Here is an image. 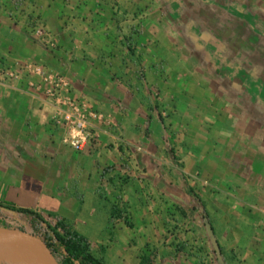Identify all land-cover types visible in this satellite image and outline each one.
I'll list each match as a JSON object with an SVG mask.
<instances>
[{"label":"crops","instance_id":"0c3cea01","mask_svg":"<svg viewBox=\"0 0 264 264\" xmlns=\"http://www.w3.org/2000/svg\"><path fill=\"white\" fill-rule=\"evenodd\" d=\"M132 8L131 0H0V59L13 68L39 63L68 76L74 94L118 125L96 131V141L76 152L62 143L52 106L27 91L30 76L0 82V205L64 219L96 249H107L105 260L112 253L113 264H217L206 213L225 264H250L259 252L264 264V236L257 242L241 233L254 227L264 235L260 103L247 97L249 113L229 123L248 146L242 159L230 150L217 156L216 144L203 145L204 131L186 126L175 133L170 158L174 147L159 114L174 103L161 83L139 82L131 67L136 54L126 42L134 24L145 34L150 20ZM35 22L57 43L54 51L34 38ZM176 107L187 126L195 123V105L183 112ZM202 181L228 189L217 194ZM238 197L259 206L257 225L233 223ZM214 215L224 216L223 223ZM19 216L0 206L1 221Z\"/></svg>","mask_w":264,"mask_h":264},{"label":"rangeland","instance_id":"374dc122","mask_svg":"<svg viewBox=\"0 0 264 264\" xmlns=\"http://www.w3.org/2000/svg\"><path fill=\"white\" fill-rule=\"evenodd\" d=\"M131 1L135 3L132 11L136 17L150 18L144 24L145 34L140 29L142 24L138 22L134 24V33L126 42L136 54L131 57L134 64L131 67L136 68L139 82L146 85L161 83L167 99L174 103L162 105L159 114L161 125L168 129V141L174 147L169 149V157L173 159L176 155L175 133L186 126L204 131L203 145L216 144L217 156L222 157L225 150H230L228 153L242 159L248 146L229 123L237 124L244 112L249 113L250 109L245 108L243 103L247 97L255 104L260 103V134L264 135V0ZM37 28L44 32L43 38L35 34ZM32 33L36 40L52 50L56 49L57 43L48 38L43 23L35 22ZM159 93L160 90L157 92L155 88V98L160 96ZM188 104L195 105L199 111L195 123L187 126V119L184 121L180 113L178 117L176 106L179 105L183 112ZM136 147L144 150L141 145ZM188 179L193 185L200 181L199 177L196 181ZM201 183L217 194L221 193L220 190L228 189L226 185L223 187L218 183ZM236 201L233 223L257 225L260 222L259 206L250 207L248 201L243 202L241 197ZM214 218L218 225L223 223L220 220L224 216L214 215ZM0 222L8 226L0 225V228L32 232L25 216ZM241 233L257 242L264 236L254 227ZM95 250L103 251L105 257L107 249L95 247ZM156 251L151 250L153 254ZM106 257V263L113 264L112 253L108 252ZM252 261L250 264H260V252ZM0 264L9 263L0 259Z\"/></svg>","mask_w":264,"mask_h":264},{"label":"built area","instance_id":"2783aa9c","mask_svg":"<svg viewBox=\"0 0 264 264\" xmlns=\"http://www.w3.org/2000/svg\"><path fill=\"white\" fill-rule=\"evenodd\" d=\"M35 34L40 38L45 36L41 28H37ZM24 74L30 76L27 91L33 96L43 95L45 102L52 106V121L62 132V143L74 151L82 152L93 144L96 131L103 129L109 133L118 127L87 98L74 94L68 76L39 63L27 62L20 68H9L0 59V82L20 81ZM136 151L141 152L142 148L136 147Z\"/></svg>","mask_w":264,"mask_h":264},{"label":"trees","instance_id":"16d2710c","mask_svg":"<svg viewBox=\"0 0 264 264\" xmlns=\"http://www.w3.org/2000/svg\"><path fill=\"white\" fill-rule=\"evenodd\" d=\"M0 206L25 216L31 225L32 233L41 236L48 243L57 255L60 264H107L102 254L103 251H96L93 242L75 230L64 219L55 215L38 214L9 203ZM204 220L206 225H210L212 228L211 221L206 213ZM0 225L8 227L3 222H0ZM217 264H225L223 255L222 259L217 255Z\"/></svg>","mask_w":264,"mask_h":264},{"label":"water","instance_id":"95a60500","mask_svg":"<svg viewBox=\"0 0 264 264\" xmlns=\"http://www.w3.org/2000/svg\"><path fill=\"white\" fill-rule=\"evenodd\" d=\"M212 243L215 247V251L220 259H222V253L219 243L214 236L213 230L210 225L207 226ZM33 242L36 244L45 254L48 264H60V261L55 254L54 250L48 245V243L39 235H36L30 231L21 229H7L0 228V255L9 252L15 247L24 242Z\"/></svg>","mask_w":264,"mask_h":264},{"label":"bare ground","instance_id":"6f19581e","mask_svg":"<svg viewBox=\"0 0 264 264\" xmlns=\"http://www.w3.org/2000/svg\"><path fill=\"white\" fill-rule=\"evenodd\" d=\"M0 259L9 264H48L43 251L33 242H24L5 254Z\"/></svg>","mask_w":264,"mask_h":264}]
</instances>
